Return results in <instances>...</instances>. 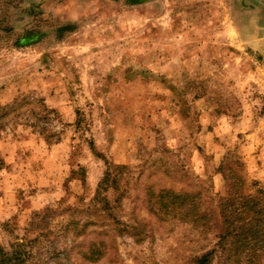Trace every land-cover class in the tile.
Instances as JSON below:
<instances>
[{
    "label": "rangeland",
    "instance_id": "obj_1",
    "mask_svg": "<svg viewBox=\"0 0 264 264\" xmlns=\"http://www.w3.org/2000/svg\"><path fill=\"white\" fill-rule=\"evenodd\" d=\"M3 86L0 247L27 242L28 264H191L214 231L151 193L213 213L232 184L264 190V0H0ZM106 170L135 236L72 239Z\"/></svg>",
    "mask_w": 264,
    "mask_h": 264
},
{
    "label": "trees",
    "instance_id": "obj_2",
    "mask_svg": "<svg viewBox=\"0 0 264 264\" xmlns=\"http://www.w3.org/2000/svg\"><path fill=\"white\" fill-rule=\"evenodd\" d=\"M90 149L93 151L92 146ZM116 168L124 170L125 167ZM119 173L113 174L109 170L104 172L90 200L93 212L82 225L76 223L73 226L72 239L84 235L89 227H92L90 231H95L93 227L99 228L101 236H107L110 232L135 236L133 228L114 215V205L118 199L115 204H110L106 196L109 189H116ZM240 187V184L228 186L225 195L218 198L216 211L213 213L197 206L191 197L168 190L151 193L148 208L157 217L172 210L177 215L190 217L187 218L188 222L203 237L214 231L212 246L194 256L191 264H212L214 260L217 264H264V190L257 189L251 195L242 193ZM113 242L111 240L108 243L106 238L100 237L89 243L82 257L85 261L96 262L105 255ZM26 245L27 242L16 241L8 250L0 247V264H28L30 252L25 249Z\"/></svg>",
    "mask_w": 264,
    "mask_h": 264
},
{
    "label": "crops",
    "instance_id": "obj_3",
    "mask_svg": "<svg viewBox=\"0 0 264 264\" xmlns=\"http://www.w3.org/2000/svg\"><path fill=\"white\" fill-rule=\"evenodd\" d=\"M34 2L37 3V2H40V0H34ZM9 92H10V89L7 86H3V88L0 89V102L9 101V98H7V94L9 97Z\"/></svg>",
    "mask_w": 264,
    "mask_h": 264
}]
</instances>
